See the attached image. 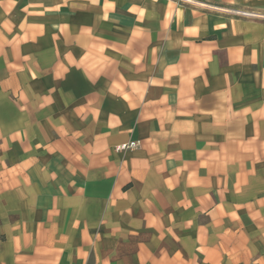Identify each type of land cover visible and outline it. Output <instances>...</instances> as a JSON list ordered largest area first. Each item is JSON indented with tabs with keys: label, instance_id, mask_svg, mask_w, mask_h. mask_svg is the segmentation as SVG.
<instances>
[{
	"label": "crops",
	"instance_id": "crops-1",
	"mask_svg": "<svg viewBox=\"0 0 264 264\" xmlns=\"http://www.w3.org/2000/svg\"><path fill=\"white\" fill-rule=\"evenodd\" d=\"M0 264H264V20L0 0Z\"/></svg>",
	"mask_w": 264,
	"mask_h": 264
},
{
	"label": "built area",
	"instance_id": "built-area-1",
	"mask_svg": "<svg viewBox=\"0 0 264 264\" xmlns=\"http://www.w3.org/2000/svg\"><path fill=\"white\" fill-rule=\"evenodd\" d=\"M206 7L205 5H201ZM216 9L218 12L222 13V14H227V15H231V16H235V17H243V18H248V19H263L264 20V15H260V14H256L253 12H249V11H242V10H235V9H223V8H213ZM139 146L138 142H128V143H124L122 145H119L116 147V151H127V150H132V149H136Z\"/></svg>",
	"mask_w": 264,
	"mask_h": 264
},
{
	"label": "rangeland",
	"instance_id": "rangeland-1",
	"mask_svg": "<svg viewBox=\"0 0 264 264\" xmlns=\"http://www.w3.org/2000/svg\"><path fill=\"white\" fill-rule=\"evenodd\" d=\"M171 1H173L175 3L191 4V5H194V6H197V7H201V8L213 11V12H218L216 9H213V8L232 9V8L224 7V6L209 5V4H206V3H201V2L196 1V0H171ZM201 5H205L206 7L201 6ZM235 10H239V9H235ZM242 11H246V10H242ZM249 12H252V11H249ZM253 13H255V12H253ZM256 14L264 15L262 13H256Z\"/></svg>",
	"mask_w": 264,
	"mask_h": 264
}]
</instances>
